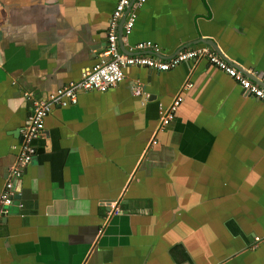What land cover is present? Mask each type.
<instances>
[{
	"label": "crops",
	"instance_id": "0c3cea01",
	"mask_svg": "<svg viewBox=\"0 0 264 264\" xmlns=\"http://www.w3.org/2000/svg\"><path fill=\"white\" fill-rule=\"evenodd\" d=\"M132 1L120 51L206 47L264 74V0ZM116 2L0 0V192L27 94L44 97L95 62ZM34 145L0 212V264H264V102L205 59L129 66L105 91L80 90L52 106Z\"/></svg>",
	"mask_w": 264,
	"mask_h": 264
},
{
	"label": "built area",
	"instance_id": "2783aa9c",
	"mask_svg": "<svg viewBox=\"0 0 264 264\" xmlns=\"http://www.w3.org/2000/svg\"><path fill=\"white\" fill-rule=\"evenodd\" d=\"M143 0H133L135 5H139ZM130 0H117L111 14L109 26L106 32L105 44L98 54L95 62L89 67L84 68L76 80H71L55 88L44 97L35 98L27 94L31 100V111L26 119V123L21 130V142L17 147L15 163L10 170V177L4 182L0 192V212H5L2 206L10 205L14 201L12 179L19 177L22 168L25 167L35 155L36 148L34 141L43 133L44 119L52 106H66L75 103L77 94L80 90L105 91L115 86L124 78V69L129 66H138L142 68H154L157 70H168L186 60L205 59L207 62L218 68L225 75L233 79L240 88L249 95L264 102V74H258L256 70H250L251 76L258 75V79L250 78L244 71L238 70L231 65L216 51L209 50L206 47H188L177 50L167 58H157L152 54H146L138 51L151 45L150 41L138 42L135 44L134 51L124 53L120 51L117 42V21L122 16ZM135 14L128 10L122 26V32L129 34L131 32ZM191 84L185 83L181 89L189 88ZM136 87V92H138ZM182 100V93L179 91L170 101V103L159 112V122L161 126L167 125L173 118L174 113ZM154 142V141H153ZM21 207V202H17ZM110 207L117 210L118 204L113 202ZM259 241V237H255Z\"/></svg>",
	"mask_w": 264,
	"mask_h": 264
},
{
	"label": "water",
	"instance_id": "95a60500",
	"mask_svg": "<svg viewBox=\"0 0 264 264\" xmlns=\"http://www.w3.org/2000/svg\"><path fill=\"white\" fill-rule=\"evenodd\" d=\"M21 139H22V136H21V135H19V142H21Z\"/></svg>",
	"mask_w": 264,
	"mask_h": 264
}]
</instances>
